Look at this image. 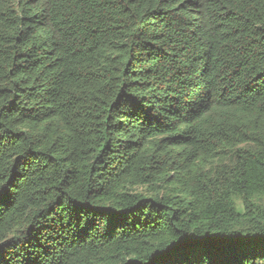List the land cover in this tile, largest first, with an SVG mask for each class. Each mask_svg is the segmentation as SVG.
I'll use <instances>...</instances> for the list:
<instances>
[{
  "label": "trees",
  "instance_id": "16d2710c",
  "mask_svg": "<svg viewBox=\"0 0 264 264\" xmlns=\"http://www.w3.org/2000/svg\"><path fill=\"white\" fill-rule=\"evenodd\" d=\"M0 264H264V0H0Z\"/></svg>",
  "mask_w": 264,
  "mask_h": 264
}]
</instances>
